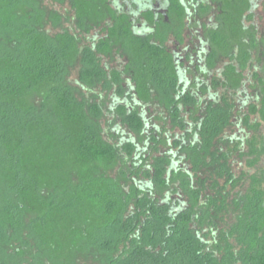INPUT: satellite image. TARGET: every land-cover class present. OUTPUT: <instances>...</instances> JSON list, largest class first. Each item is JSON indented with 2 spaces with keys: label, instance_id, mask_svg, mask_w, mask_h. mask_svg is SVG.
Listing matches in <instances>:
<instances>
[{
  "label": "trees",
  "instance_id": "16d2710c",
  "mask_svg": "<svg viewBox=\"0 0 264 264\" xmlns=\"http://www.w3.org/2000/svg\"><path fill=\"white\" fill-rule=\"evenodd\" d=\"M168 1L167 17L141 14L152 30L139 34L113 0H70L78 29L104 33L86 44L49 32L63 16L46 0H0V264H264V168L235 171L244 149L264 151L247 133L260 105L264 118L255 0H211L200 81L168 47L187 16ZM115 48L127 62L110 72L102 56ZM78 64L81 87L69 81ZM234 117L243 134L229 136Z\"/></svg>",
  "mask_w": 264,
  "mask_h": 264
},
{
  "label": "rangeland",
  "instance_id": "374dc122",
  "mask_svg": "<svg viewBox=\"0 0 264 264\" xmlns=\"http://www.w3.org/2000/svg\"><path fill=\"white\" fill-rule=\"evenodd\" d=\"M119 2L121 3V5H123L125 3V0H119ZM45 3L50 9L58 11L63 16V22L60 26H53L51 24L47 26V29L49 30L50 33H57L59 31H62L64 28H67L72 32L75 33L78 32L80 34L79 36L84 39V42L86 44L87 42L90 41L92 42V38H94V40H98L104 36L102 28L100 27H95L90 33H83L80 29L77 28L75 21L73 20L74 11L72 10L70 0H67L65 3H57V2H52L50 0H46ZM212 8L213 5L211 4V10H213ZM214 11L215 12L217 11L216 6L214 8ZM213 13L214 12H211L206 18L205 16L203 17L202 15L199 20L196 19L193 21L189 20L190 24L187 25V30L184 31L183 34L184 39L182 41H179L176 38L171 37L167 42L169 49L172 50L173 52L179 53L181 58L186 60L187 49L188 47L190 49L191 47L190 44L193 43L194 39H196L194 43L196 44L200 43L202 41L201 39L204 37V35H206L207 27L209 29L218 25ZM252 23L256 25L260 30L264 28V0H255V8L253 10ZM194 24H196L197 28L196 29L193 28L192 30L191 27H193ZM182 61L185 62L184 60ZM126 62H127V58L125 53L118 48H115L113 52H111L110 54H106L102 56V63L106 68L109 69L110 72L123 71ZM224 64L225 62H222L215 69H213V74L219 75L221 68L224 66ZM186 65H188L187 67H189L190 62L186 61ZM79 71H80V64L76 65L71 69V73L69 75V81L70 83L81 87L82 84L80 83ZM255 71H257V68H254V66L252 67V65H250L248 68L244 70L243 73L247 77L246 85L249 86L251 84ZM127 81H129L130 83V80ZM82 89L86 97H90L92 95L91 92L86 90L87 88L82 86ZM238 97L242 98L243 97L242 93H240ZM237 104L238 105L241 104L239 99H237ZM250 104L251 102H247L246 106ZM242 109L245 113L248 112L247 109L249 108L244 107ZM259 109L261 111V105L259 106ZM260 111H257L254 114L251 113L250 121L255 124V127L250 130L248 129L249 131L247 130L249 137L251 138V140L254 141L253 144L255 148L261 147L262 143H264V118L262 117ZM108 122L110 123L114 122V118L113 115L106 113V118L103 119L105 130L119 133L120 129H122V127H119L117 129L113 128L112 126H114L115 124H111L112 126L110 127ZM241 130H243V122H241V119L238 120L236 119V117H234L232 121V125L229 126V128L227 129V134H229V136L238 135L241 133L240 132ZM106 136L108 137V135ZM244 151H245V155L243 157H238L236 159L235 171L237 172L238 175H241L243 172L252 175L258 173L262 168H264V151L263 153L259 154V156L257 154L251 153V150L248 147L244 149ZM253 160H255V163H253L252 165L250 161ZM246 186H248V183H246Z\"/></svg>",
  "mask_w": 264,
  "mask_h": 264
},
{
  "label": "flooded vegetation",
  "instance_id": "af4514ba",
  "mask_svg": "<svg viewBox=\"0 0 264 264\" xmlns=\"http://www.w3.org/2000/svg\"><path fill=\"white\" fill-rule=\"evenodd\" d=\"M117 1V7L121 10H125L128 13L133 14V20H134V26L135 30L139 34H147L152 30V27L148 24V22L141 17V14L148 10V9H153L155 11V16L158 19L160 15H164L167 17V13L169 10V1L168 0H125V3L121 5L119 0H113V2L116 3ZM181 3L184 5V7L187 9L186 13V29L187 30V25L190 24L189 20H199L201 16H205V18L211 13L214 12V17L215 20L218 24V14L220 11H218V5L211 0H181ZM209 5L210 10L207 11V13H203L201 9V5ZM211 4L213 5V10H211ZM121 5V6H120ZM216 6V12L214 11V8ZM140 18V21H138ZM218 26V25H217ZM215 26V27H217ZM213 27V28H215ZM192 30L193 28L196 29V24H194L193 27H191ZM208 28V27H207ZM210 29V28H209ZM196 39H194L193 43L190 44V49L188 47L187 49V57L186 60L181 58L179 53L172 52L175 54L176 61L178 66H180L181 71L184 72L185 75H187L190 79H193L194 77L197 79V81L202 80L201 76V71L198 69V67L201 68V70L206 69V57L208 52L210 51V43L209 40L207 39L206 35L201 39L202 41L198 44L194 43ZM205 45V46H204ZM184 60L185 62H183ZM186 61L190 62L189 67L186 65ZM220 65V64H219ZM221 73V71H220ZM213 75V70L210 71V76L212 77Z\"/></svg>",
  "mask_w": 264,
  "mask_h": 264
}]
</instances>
